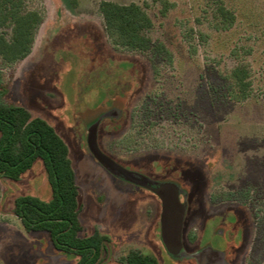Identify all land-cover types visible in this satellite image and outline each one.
Returning a JSON list of instances; mask_svg holds the SVG:
<instances>
[{"label":"rangeland","instance_id":"rangeland-1","mask_svg":"<svg viewBox=\"0 0 264 264\" xmlns=\"http://www.w3.org/2000/svg\"><path fill=\"white\" fill-rule=\"evenodd\" d=\"M99 1L26 0L43 15L31 51L0 64L4 99L46 119L69 146L82 234L109 237L102 264H125L132 248L160 264H199L166 250L159 197L92 151L89 126L108 113L95 149L179 185L186 252L210 245L223 252L221 264H264V0H223L235 14L229 29L220 28L208 0H166L164 13L163 0H114L146 3L148 34L162 53L115 46ZM238 65L251 82L243 100L229 94ZM25 194L50 197L40 159L18 179L0 175V264H75L47 232L23 227L14 201Z\"/></svg>","mask_w":264,"mask_h":264},{"label":"trees","instance_id":"trees-1","mask_svg":"<svg viewBox=\"0 0 264 264\" xmlns=\"http://www.w3.org/2000/svg\"><path fill=\"white\" fill-rule=\"evenodd\" d=\"M208 1L214 5L220 28L229 29L235 22L234 12L223 0ZM163 3L164 13L168 5L166 0ZM98 10L104 30L115 46L141 52L166 50L148 34L153 21L145 2L100 0ZM42 21L43 15L27 8L26 0H0V64L13 63L30 53ZM228 77L233 83L230 97H248L251 82L247 67H234ZM5 92L0 71V175L18 179L40 159L50 188L48 199L30 194L17 196L14 213L26 230L47 232L56 249L75 255V264H102L109 237L98 230L82 234L79 187L68 144L46 119L32 115L23 105L6 101ZM123 260L125 264H160L154 255L136 248L129 249Z\"/></svg>","mask_w":264,"mask_h":264},{"label":"water","instance_id":"water-1","mask_svg":"<svg viewBox=\"0 0 264 264\" xmlns=\"http://www.w3.org/2000/svg\"><path fill=\"white\" fill-rule=\"evenodd\" d=\"M106 114H102L89 126L88 136L91 149L100 162L114 174L146 187L159 197L161 201V239L166 250L174 257H195L199 264H221L223 252L214 249L210 245L204 246L192 253L184 250L181 237L187 202L186 200H180L182 190L177 183L167 180H154L142 173L128 170L95 149V130L101 118ZM91 140L93 141V146Z\"/></svg>","mask_w":264,"mask_h":264},{"label":"flooded vegetation","instance_id":"flooded-vegetation-1","mask_svg":"<svg viewBox=\"0 0 264 264\" xmlns=\"http://www.w3.org/2000/svg\"><path fill=\"white\" fill-rule=\"evenodd\" d=\"M183 195L182 193H180V196Z\"/></svg>","mask_w":264,"mask_h":264}]
</instances>
